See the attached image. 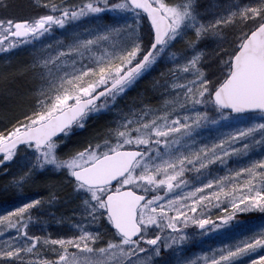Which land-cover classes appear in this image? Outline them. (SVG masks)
I'll use <instances>...</instances> for the list:
<instances>
[{
  "label": "snow or ice",
  "instance_id": "snow-or-ice-1",
  "mask_svg": "<svg viewBox=\"0 0 264 264\" xmlns=\"http://www.w3.org/2000/svg\"><path fill=\"white\" fill-rule=\"evenodd\" d=\"M41 7L0 18V56L10 64L29 50L32 74L30 106L0 113L3 189L48 193L0 214V264H264V0ZM107 12L113 24L92 23ZM0 83L5 100L19 95L8 75ZM106 113L103 131L70 146ZM61 201L76 202L71 217L52 215L67 231L33 234V210ZM212 209L223 214L213 220ZM244 213L259 222L233 223ZM190 226L221 246L189 258L186 245L204 243Z\"/></svg>",
  "mask_w": 264,
  "mask_h": 264
},
{
  "label": "rangeland",
  "instance_id": "rangeland-1",
  "mask_svg": "<svg viewBox=\"0 0 264 264\" xmlns=\"http://www.w3.org/2000/svg\"><path fill=\"white\" fill-rule=\"evenodd\" d=\"M76 1L77 0H69L70 3H77ZM5 2L8 4V9L7 11H5L3 8H0V18H5L7 15H10L9 17L19 19V20L27 19V18L34 16L37 13L44 14L47 11L46 9H43L41 7V5L47 2V0H5ZM3 12H5V14L2 15ZM99 16L101 17V19L98 21H93L92 22L93 24L99 23L101 25H111L114 23V14L111 12L101 13L99 14ZM121 23H123V21H121ZM56 32L59 35L61 34L62 39H64V34L62 33V30H57ZM56 38L59 39V36L56 35ZM20 53L21 52H17L16 55L13 58H11L10 64H5L4 62L0 66V76L8 75L9 79L12 81L11 87L15 89L16 92L19 94L17 97L11 98L9 100H5V98L2 95H0V113L3 112L6 106L10 109L12 113L14 114L19 113L20 111L25 110L31 104V100L28 94V89L31 87L30 82L32 79V74L30 72H25V68L24 66H22L24 64V61L18 57ZM161 71H164L163 67L157 68V70L154 71L155 73L153 74V77L158 78ZM2 90H3V85L2 83H0V91ZM2 123L3 121L0 120V125H2ZM78 132H80L78 133L79 137H81V134L84 135L83 137L79 139V141H84L87 138L94 135V132L92 131L89 132L87 130L86 131L79 130ZM74 138L75 137H73L72 140L70 141V146L76 144V143H73V141L75 140ZM222 214H223L222 211L217 210V209H212V213H211L212 217L214 216L218 217ZM258 215H256L255 217H253V219H250V220H253L258 223L259 222ZM247 221H249V219H247L244 222H247ZM240 222H243V221H240ZM193 230L196 232L197 229H194L193 227L190 226L188 231L192 232ZM66 231L67 230H57V232H60L59 235H63ZM220 231L222 232L223 229H221ZM31 232L35 234L36 230H31ZM196 233H197L195 237L196 241L203 240L204 243L186 245V247L189 249V251L187 252V255L189 256V258L195 259L197 256L202 255L203 251L208 250L209 245H211L212 247L221 246L220 242H221L222 237H220L218 234L209 233L208 235L204 237H200L198 235L199 232H196ZM224 242L228 243L230 241L225 240ZM259 254L264 255V252H260ZM252 258L255 259L257 258V256H253ZM246 264H249V261L246 260Z\"/></svg>",
  "mask_w": 264,
  "mask_h": 264
},
{
  "label": "trees",
  "instance_id": "trees-1",
  "mask_svg": "<svg viewBox=\"0 0 264 264\" xmlns=\"http://www.w3.org/2000/svg\"><path fill=\"white\" fill-rule=\"evenodd\" d=\"M76 2H79L77 0ZM62 36V35H61ZM152 72L150 75L146 76L142 79L139 84L129 93L127 96H124L120 102L119 107H124L127 104L132 102L134 97H137L139 93H145L146 89L150 87L151 82L155 79L153 77ZM146 96L151 97L152 93L147 92ZM152 103H155L156 100L153 97L151 100ZM114 118V113H106L98 118H93L88 121L87 131L94 132V135L97 131H103L105 125H107L112 119ZM79 131V130H78ZM80 132H77V135ZM84 135L81 134V137ZM75 140L73 143H77L81 137L74 136ZM10 179V178H9ZM6 183V178L0 177V214H3L5 209L12 210L13 207H18L22 202H30L32 199H39L41 197H46L48 195L47 191L43 188H35L33 186H27L24 189L23 194H17L12 191H4L3 186ZM61 196H64V192L60 193ZM76 207V202H68L64 203L61 201L56 207H48L45 206L44 208H37L33 210V217L34 220L36 217L40 218L39 223H32L30 225V230H36V235H48L49 233L55 238L60 232L57 230H67L66 225H59L52 219V215L54 214L57 218L64 216V217H71L73 215V210ZM259 213H246V214H239L236 217V221H246L247 219H253ZM260 216V214L258 215ZM217 216L212 217L216 220Z\"/></svg>",
  "mask_w": 264,
  "mask_h": 264
},
{
  "label": "flooded vegetation",
  "instance_id": "flooded-vegetation-1",
  "mask_svg": "<svg viewBox=\"0 0 264 264\" xmlns=\"http://www.w3.org/2000/svg\"><path fill=\"white\" fill-rule=\"evenodd\" d=\"M13 57H11V58H13ZM30 62H31V55H30V51L28 50L26 59L24 60V64L22 66H24V68H25V66L27 64H29ZM2 63H4V57L3 56H0V66L2 65Z\"/></svg>",
  "mask_w": 264,
  "mask_h": 264
}]
</instances>
